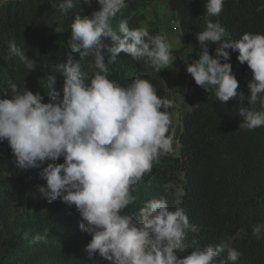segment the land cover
<instances>
[{"label":"clouds","instance_id":"9594fccd","mask_svg":"<svg viewBox=\"0 0 264 264\" xmlns=\"http://www.w3.org/2000/svg\"><path fill=\"white\" fill-rule=\"evenodd\" d=\"M83 2L90 6L92 0ZM96 2L98 10L76 15L71 24V52L55 70L63 78L62 96L55 73L47 76L48 102L25 84L21 88L9 81L10 91L0 96V141H7L18 169L40 170L45 183L39 191L48 203L59 199L75 207L79 229L91 236L85 248L89 257L99 254L111 264H239L242 253L228 242L181 255L187 234L198 228L183 208L170 209L165 198L147 201L135 215L125 211L136 201L134 193L145 176L173 151L169 109L174 105L158 96L147 79L137 77L127 86L110 79L109 66L123 52L160 72L173 67L175 56L165 36L153 35L147 27L130 28L122 19L118 30L113 28L111 21L127 7L126 0ZM223 3L206 0V26L195 34L200 55L187 63L186 71L217 101L237 99L239 129L252 131L264 127V33L226 39L225 28L211 19L220 15ZM74 7L76 0L57 4L65 15ZM212 44L217 45L214 55ZM229 49L238 51V61L251 70L248 95L237 93ZM9 52L28 73L37 69L15 40L9 42ZM86 57H92L91 75L81 64ZM61 157L63 162H57ZM251 232L264 237V222L254 224ZM33 241L46 242V235L38 233Z\"/></svg>","mask_w":264,"mask_h":264},{"label":"trees","instance_id":"16d2710c","mask_svg":"<svg viewBox=\"0 0 264 264\" xmlns=\"http://www.w3.org/2000/svg\"><path fill=\"white\" fill-rule=\"evenodd\" d=\"M153 1L126 0L127 7L111 21L113 28L118 30L122 19L128 21L130 28L143 27L144 10ZM59 2H0V96L10 91L11 80L21 88L25 84L34 94L39 92L48 102L47 76L53 73L57 75L55 88L62 96L63 78L55 70L71 52V24L76 15L91 16L99 5L96 0L90 6L76 0V7L65 15L57 8ZM165 2L179 16L182 48L200 55L195 34L206 26V0ZM211 19L225 28L226 39L237 40L245 32L264 33V0H224L220 15ZM58 27L63 31H55ZM147 28L153 35H160L157 26ZM11 40L37 62L35 71L28 73L10 54ZM216 47L209 46L210 54L214 55ZM229 51L232 71L239 82L237 93L248 95L251 70L247 63L238 61V51ZM73 56L79 59L78 53ZM81 64L89 75L95 71L92 57H86ZM109 68V78L122 86L137 77L147 79L158 96L172 101L166 87L168 69L158 72L123 52ZM186 76L195 104L183 113L181 125L172 124V153L162 157L151 174L145 176L144 184L134 193L136 201L125 211L135 215L147 201L165 198L170 209L183 208L198 228L187 234L186 252L181 255L195 247L228 242L242 253L239 264H264V237L257 239L251 232L254 224L264 222V127L239 129L242 118L238 100L233 98L223 104L197 86L190 74ZM169 111L173 115L174 106ZM57 162L62 163L63 157ZM39 171L18 169L7 141H0V264H111L99 254L88 256L85 248L91 236L79 229V213L59 199L47 202L39 191L45 183ZM175 181L182 185L180 195L171 194L167 187ZM38 233L46 235V242L33 241Z\"/></svg>","mask_w":264,"mask_h":264},{"label":"rangeland","instance_id":"374dc122","mask_svg":"<svg viewBox=\"0 0 264 264\" xmlns=\"http://www.w3.org/2000/svg\"><path fill=\"white\" fill-rule=\"evenodd\" d=\"M144 14L145 18L141 25L143 27L157 26L160 29V35L165 36L174 50L175 60L173 67L168 68L169 76L166 79V87L172 96L174 105L172 124L181 125L183 113L189 111L195 104V94L188 88L187 63H192L199 55L189 48H182L184 37L179 27V16L177 12L166 6L165 0L151 2L145 8ZM175 152H178L177 144ZM167 187L171 194L180 195L182 193V185L179 181L170 182Z\"/></svg>","mask_w":264,"mask_h":264}]
</instances>
